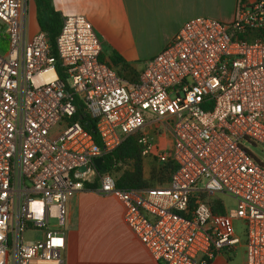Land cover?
I'll return each instance as SVG.
<instances>
[{
    "label": "built area",
    "instance_id": "built-area-1",
    "mask_svg": "<svg viewBox=\"0 0 264 264\" xmlns=\"http://www.w3.org/2000/svg\"><path fill=\"white\" fill-rule=\"evenodd\" d=\"M61 18L55 56L43 31L29 35L27 1L0 0V264H63L65 204L85 182L117 198L158 264H208L239 242L236 220L245 264H264V159L246 145L264 153V0H237L230 22L188 18L134 82L100 60L84 14ZM131 135L142 156L173 163L165 185L123 189L96 169ZM219 192L234 200L223 213L206 196Z\"/></svg>",
    "mask_w": 264,
    "mask_h": 264
},
{
    "label": "crops",
    "instance_id": "crops-1",
    "mask_svg": "<svg viewBox=\"0 0 264 264\" xmlns=\"http://www.w3.org/2000/svg\"><path fill=\"white\" fill-rule=\"evenodd\" d=\"M33 3L36 19L35 0ZM50 3L60 15L66 12L84 14L101 39L102 52L103 44L112 46L113 51L140 75L148 60L170 42L185 20L204 15L230 22L234 18L237 0H50ZM36 24L34 33L39 30L37 20ZM164 29L173 30L169 39H163L154 53L142 59L122 55L115 42L117 36H157ZM147 133L157 142L170 139L158 137L151 127L147 128ZM217 199L223 205L221 197ZM66 207L63 264H158L125 224L123 206L113 195L86 188L76 192ZM233 230L239 242L216 253L208 264H245L244 223L234 221Z\"/></svg>",
    "mask_w": 264,
    "mask_h": 264
},
{
    "label": "trees",
    "instance_id": "trees-1",
    "mask_svg": "<svg viewBox=\"0 0 264 264\" xmlns=\"http://www.w3.org/2000/svg\"><path fill=\"white\" fill-rule=\"evenodd\" d=\"M36 4V20L40 31H43L50 44L51 52L56 55L55 39L61 30L62 18L61 15L55 11L50 3V0H35ZM100 60L106 61L104 55L101 53ZM114 67L117 73L128 81L134 82L138 80V73L134 70L131 64L125 61L118 53L114 52L110 57V61H106ZM57 70L61 79L64 78L62 67L58 63ZM83 113V108L80 104H77V113L74 116V120L78 119ZM88 121L89 126L87 130L92 134L95 142L101 145L100 137L96 130L95 121L90 119L89 116L85 117L81 122ZM142 154L135 136L126 137L122 143L112 151L106 153L102 157L99 172H108L114 178L116 186L123 189L129 188H141V187H153L156 186L152 180H148L144 177L142 166ZM160 163V162H159ZM161 169L158 173L153 174V178L157 181V185H165L168 182L169 176L174 169V165L171 161L160 163ZM125 165L126 168L115 177L113 171L120 170V166ZM87 188H93L95 183L85 182ZM211 208L214 212L223 213L224 206L219 199L210 200Z\"/></svg>",
    "mask_w": 264,
    "mask_h": 264
},
{
    "label": "rangeland",
    "instance_id": "rangeland-1",
    "mask_svg": "<svg viewBox=\"0 0 264 264\" xmlns=\"http://www.w3.org/2000/svg\"><path fill=\"white\" fill-rule=\"evenodd\" d=\"M26 1H27V5H28L29 33L32 34V33H34L35 29L37 28L36 19H35V8H34L33 0H26ZM172 32H173V30H171V29H164L157 36H155V35H152L149 37L135 36V38H130L128 36H117L115 42H116V45H118L117 47L121 48L122 55L125 53V54H129V56L135 55L138 59H142L146 55L154 53L160 47V42L163 39L167 41ZM113 50L114 49L112 46H109V45L107 46V45L103 44L102 54L104 55V57L106 59H108L110 61V57L113 56V54H114ZM139 62H142V61H139ZM140 64H142V63H140ZM169 142H170V139L167 138L166 141H162V145L168 147L170 145ZM246 145L260 159L261 158L264 159V153L260 149V146H257V145L251 144V143H246ZM160 165L161 164L154 158L144 157V156L142 158L144 177L150 181L152 180L153 181L152 183L154 185H157V181H155V179L152 176H153V174L159 172V170L161 169ZM120 167H121L120 170L113 171L112 174L115 177H117V175L121 172V170L126 168L125 165H121ZM199 185L201 186V184H199ZM206 196L209 198V200H214V199L221 197V199L223 201V205L226 208H229V207L234 205V200L231 197H228V196L222 197L219 193H208V194H206ZM67 203H68V201L65 204V214H66V210H67V207H66ZM51 223H54V221H51ZM65 223H66V219H65ZM65 223L63 225V229L65 228V225H66ZM25 237L27 239L38 238L39 234L28 232L25 234Z\"/></svg>",
    "mask_w": 264,
    "mask_h": 264
},
{
    "label": "water",
    "instance_id": "water-1",
    "mask_svg": "<svg viewBox=\"0 0 264 264\" xmlns=\"http://www.w3.org/2000/svg\"><path fill=\"white\" fill-rule=\"evenodd\" d=\"M85 117H86L85 114H81L79 116V118L81 120H83ZM84 126L85 127H88L89 126V122L88 121L84 122ZM101 162H102V158L101 157H98V158H96L94 160V165H95L96 169H99L100 168ZM91 167H92L91 165H82V166L78 167L77 168L78 175H80V176L84 175L87 172V170L90 169Z\"/></svg>",
    "mask_w": 264,
    "mask_h": 264
}]
</instances>
